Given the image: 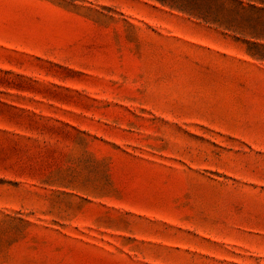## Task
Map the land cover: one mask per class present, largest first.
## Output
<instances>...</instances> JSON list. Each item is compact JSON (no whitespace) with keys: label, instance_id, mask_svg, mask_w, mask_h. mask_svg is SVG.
Segmentation results:
<instances>
[{"label":"rangeland","instance_id":"374dc122","mask_svg":"<svg viewBox=\"0 0 264 264\" xmlns=\"http://www.w3.org/2000/svg\"><path fill=\"white\" fill-rule=\"evenodd\" d=\"M0 264H264V0H0Z\"/></svg>","mask_w":264,"mask_h":264}]
</instances>
